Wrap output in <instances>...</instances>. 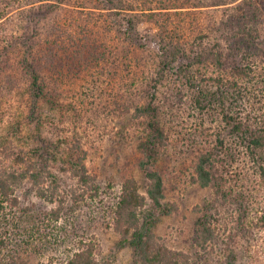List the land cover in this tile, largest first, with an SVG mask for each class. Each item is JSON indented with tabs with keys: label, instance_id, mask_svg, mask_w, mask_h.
<instances>
[{
	"label": "trees",
	"instance_id": "16d2710c",
	"mask_svg": "<svg viewBox=\"0 0 264 264\" xmlns=\"http://www.w3.org/2000/svg\"><path fill=\"white\" fill-rule=\"evenodd\" d=\"M16 15H22L20 22L11 26ZM1 20L0 99L13 91L27 97L26 123L39 131L47 104L52 111L75 112L77 121L76 104H87V97L107 84L122 85L123 78L134 88L144 81V103L126 99L116 114L134 110L131 116L145 121L147 139L137 166L146 185L141 191L134 176L125 179L109 224L133 247L137 264H193L188 253L170 248L143 224L148 206L152 215L171 214L158 165L170 144L164 114H170L171 124L180 117L176 129L186 124L190 181L212 188L218 207L226 210L201 209L194 244L208 252L226 237L235 243L253 227L264 229V0H0ZM166 83L175 94L164 101L160 87ZM68 84L79 91L71 98L85 102L77 97L73 108L66 105ZM74 135L70 142L54 143L40 134L39 144L28 149L0 146L1 210L21 206L17 192L27 182L40 198L58 205L34 217V223L50 228L63 221L68 199L78 204L101 198L88 151ZM55 162H63L76 181L71 195L59 192ZM4 212L0 264H24L17 256L20 241L11 232L18 224ZM67 264L113 263L99 259L95 242L80 240Z\"/></svg>",
	"mask_w": 264,
	"mask_h": 264
},
{
	"label": "rangeland",
	"instance_id": "374dc122",
	"mask_svg": "<svg viewBox=\"0 0 264 264\" xmlns=\"http://www.w3.org/2000/svg\"><path fill=\"white\" fill-rule=\"evenodd\" d=\"M21 16L16 15L11 26L17 25ZM155 60L153 56L150 62L155 63ZM119 80L124 83L118 85L113 81L107 84L105 88L94 92L91 98L88 96L87 104L78 102L76 105L81 115L76 117L77 121L74 118L75 112H67L69 109L65 108H62L63 111H52L48 104L45 105L41 131L26 123V112L30 107L27 97L15 91L1 97L0 146L28 149L37 144L40 134L54 143L65 140L70 142L74 134H78L88 151L90 171L97 177V184L102 192L101 198L89 199V204L85 201L76 204L68 199L65 202L63 221L58 224L53 222V227L50 228L45 223H39L40 221L34 223V217L37 218L58 205L46 202L39 197L32 183H25L17 192L21 206L15 211L7 208L4 212L0 209V212H4L10 220L14 218L18 224V228L11 232L15 233L14 237L20 241L16 249L19 250L17 256L24 264H67L80 240L95 242L100 260H110L113 264H137V254L133 247L125 244L121 235L109 224L113 204L127 177L134 176L141 185V191L145 189V176L137 166L147 139L144 131L145 121L132 117L134 110L131 115L119 118L116 114V110L126 103V99L143 104L145 90L144 81L141 82L140 79L134 88L130 85V80ZM71 86L68 84L64 87L66 105L71 106L74 102L72 99L77 97L85 102L83 97L77 95L71 98L73 92H79L77 89L71 90ZM160 91L164 101L166 97L175 94L167 83L160 87ZM84 92L86 91L83 90ZM102 100L109 103L104 104ZM170 118V114H164L163 122L170 135V144L162 150L158 165L166 178L165 204L171 209V214L152 215L151 206H148L142 215L144 226L147 224L158 239L170 248L188 253L193 264H264V229L253 227L246 236H240L235 243L226 237V241L208 252L194 244V228L202 214L201 209H218L222 214L226 210L224 207H218L212 188H203L190 181L189 170L193 156L185 149V136L182 135L186 124L176 129L180 117L178 116L174 124L166 121ZM191 124L187 125L188 132L193 131ZM179 130H183L182 133H179ZM57 156L61 158V155ZM65 167L63 162H55L53 173L58 177L59 192L71 195L77 184L70 173L64 171ZM22 208L29 209L23 211ZM37 226L41 228L40 232L37 231ZM234 257L238 259L234 261Z\"/></svg>",
	"mask_w": 264,
	"mask_h": 264
}]
</instances>
